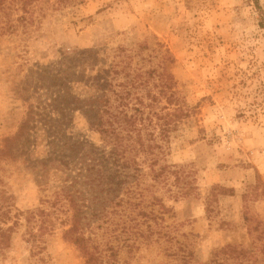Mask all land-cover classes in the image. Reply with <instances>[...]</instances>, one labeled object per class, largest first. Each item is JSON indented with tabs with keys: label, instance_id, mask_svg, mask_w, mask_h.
<instances>
[{
	"label": "rangeland",
	"instance_id": "1",
	"mask_svg": "<svg viewBox=\"0 0 264 264\" xmlns=\"http://www.w3.org/2000/svg\"><path fill=\"white\" fill-rule=\"evenodd\" d=\"M30 11L24 24L7 9L16 28L0 35V144L30 109L37 114L30 142L0 163L12 215L25 212L0 264H88L66 236V175L41 164L53 152L42 119L56 117L59 80L81 94L73 75L98 74L119 75L113 83L138 95L146 112L183 109L163 136L152 130L161 147L154 170L174 167L180 185L173 175L154 180L151 157L138 156L135 199L161 217L152 198L162 200L163 221L130 219L112 202L94 214L99 204L86 192L83 229L100 264H264V0H34ZM61 140L100 144L79 112Z\"/></svg>",
	"mask_w": 264,
	"mask_h": 264
},
{
	"label": "trees",
	"instance_id": "2",
	"mask_svg": "<svg viewBox=\"0 0 264 264\" xmlns=\"http://www.w3.org/2000/svg\"><path fill=\"white\" fill-rule=\"evenodd\" d=\"M7 1L0 0V12L8 18L2 25L0 14V35L15 31L16 28L10 20V13L5 12L7 9L13 13L20 11L21 15L17 17L16 22L25 24L26 15L30 16V8L34 2V0H9L7 3ZM255 6L259 8L258 1H255ZM258 26L264 30L263 13H260ZM114 76L119 75H73L72 85L82 86L81 94L72 93L76 88L68 86L69 82L66 83V79L59 80V91L53 99L52 106V112L56 113V117L42 119L44 123L42 131H45L46 135L47 132L52 134L53 152L50 153L52 157L43 158L41 164L46 173L52 169L66 175L64 183H67V190L69 189L66 196L73 210L71 227L66 232V236L87 258L88 264H100V262L92 252V249H96L91 245L92 237H86L83 229L85 209H89L86 192L93 197L95 204H99L100 209L98 212L94 209V214L101 213L100 210L105 207L104 204L112 202L114 205H126L129 211H125L123 216L130 219L132 216L140 215L154 220L159 217V220L163 221L164 214L169 213V209L162 200L157 197L152 198V205L159 207L161 217L158 213H154V208L146 210L148 206L144 200L136 201L135 199L134 188L139 185L135 183V180L141 174L138 156L142 153L151 157L149 166L154 180L164 174V178H168L167 175H173L174 184L177 186L181 182L180 172L172 170L174 167L170 165L160 166L159 172L154 170L153 166L159 164L157 150H161V147L155 144L156 135L152 130L158 128L160 136H163L168 131V126L175 122V119L180 118L179 114H182L183 109L178 107L174 112L165 114L163 118L155 111L146 112V107H139L143 105V100L131 91H126L121 83H113V80H116ZM130 86L133 87V84ZM161 92L160 94H163ZM133 100L137 106L129 107ZM33 111L30 109V112L26 114L18 132L0 144V163L8 160L13 150L18 151L22 147V145L19 146L21 141L30 142L32 133L35 131L34 120L37 116L36 113L32 114ZM75 112H79L86 119L90 130L99 135V145L61 140L67 126L72 123ZM161 120L164 121L160 123ZM77 186L84 187V190H72V187ZM179 189L181 196L186 197L191 192V188L179 187ZM120 191H123L126 197L116 200ZM99 192L100 196H98ZM111 195L114 197L110 198ZM13 208L14 204L6 197L5 192L0 190V251L9 247L12 233L19 222L18 216L25 215V212L20 211L12 215ZM108 213L106 212V215ZM29 215H32V212L27 211V222L31 219ZM12 218L17 220L9 225Z\"/></svg>",
	"mask_w": 264,
	"mask_h": 264
}]
</instances>
